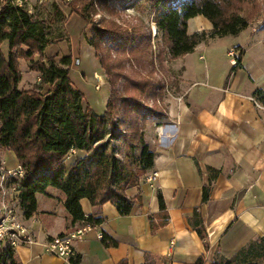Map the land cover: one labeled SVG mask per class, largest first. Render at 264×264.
<instances>
[{"label": "crops", "instance_id": "0c3cea01", "mask_svg": "<svg viewBox=\"0 0 264 264\" xmlns=\"http://www.w3.org/2000/svg\"><path fill=\"white\" fill-rule=\"evenodd\" d=\"M71 17L80 21L76 15L66 16V21ZM210 29L202 16L188 21V34ZM61 44L65 40L47 46L44 55L70 54L67 46L59 50ZM231 51L235 60L239 58V67L232 72ZM22 64L19 88L29 89L39 77L25 67L27 81L23 83ZM171 65L180 75L176 97L165 98V130L150 128L145 137L154 154L146 176L157 172L158 181L152 187L144 176L127 190L134 198L127 216H120L111 203L93 207L88 200H80L85 216L103 218L101 224L73 240L80 264H144L146 256L150 264H193L199 258L210 264L217 253L230 258L251 240L264 237V104L255 99L260 104L257 107L250 100L255 90L264 91V30L249 26L236 36L201 42ZM48 88L45 85L42 93ZM84 154L72 152L66 166ZM18 166L14 153L0 148V168L15 170ZM208 168L219 174L209 200L201 204ZM157 192L163 197L168 220L152 229L150 220L159 223ZM63 201L64 196L52 188L47 195H36V213L25 219L36 241L15 249L19 264H70L44 248V243L61 234L86 226L71 224ZM195 208L204 222L207 249L187 223ZM103 233L117 245L103 247Z\"/></svg>", "mask_w": 264, "mask_h": 264}, {"label": "trees", "instance_id": "16d2710c", "mask_svg": "<svg viewBox=\"0 0 264 264\" xmlns=\"http://www.w3.org/2000/svg\"><path fill=\"white\" fill-rule=\"evenodd\" d=\"M28 1L0 0V148L14 153L23 172L17 194L22 215L25 219L31 218L37 210L36 195H47V189L52 188L64 196L63 208L71 224L97 226L103 221L101 217L85 216L80 206L81 199L88 200L93 207L111 203L120 216H127L134 201L127 195V190L146 176L153 166L154 154L137 128L131 138L125 139L131 144V150L134 147L140 149L134 160L135 171L132 172L116 157L112 146L117 138L113 132V120L120 115L121 98L116 95L111 83L113 88L102 115L82 106L83 95L72 86L69 77L72 56L68 54L57 60L56 57L44 55L47 46L67 40L64 14L55 3H51L44 14H29ZM240 2L185 0L178 5H162L156 27L166 40L169 57L178 59L193 52L198 44L207 39L236 36L248 28V18L238 12ZM69 12L86 25H92V15L87 7L75 9L69 6ZM197 16L208 20L211 29L188 34V21ZM94 31L99 37L101 32ZM97 42H90L96 56L100 51ZM4 43L6 53L2 51ZM135 47L129 51L133 58L144 50L140 41ZM120 49L123 53V45H120ZM108 58L101 57L99 60L106 75L111 70L106 65ZM19 60L27 62L28 70L38 75L39 81L34 87L19 88ZM238 67L239 58L230 72ZM133 84L139 95H144L150 87L147 81ZM45 85H49V88L42 93ZM253 96L264 104V91L257 89ZM130 101L137 109L136 100ZM129 105L126 116L130 115ZM134 141L135 144L132 143ZM76 151L85 154L66 166L65 157ZM207 170L209 181L202 187L201 204L209 200L212 184L219 174L217 170ZM156 198L160 211L159 223L155 225L150 220L152 229L165 225L168 220L160 192H157ZM187 223L207 249V234L199 208L193 210ZM100 242L106 248L117 245L105 233ZM80 260V254L74 253L68 262L80 264ZM150 262L149 256H146L144 264ZM0 264H19L15 251H1ZM119 264L127 263L121 261ZM193 264H204V260L199 258ZM210 264H264V237L251 240L230 258L217 253Z\"/></svg>", "mask_w": 264, "mask_h": 264}, {"label": "rangeland", "instance_id": "374dc122", "mask_svg": "<svg viewBox=\"0 0 264 264\" xmlns=\"http://www.w3.org/2000/svg\"><path fill=\"white\" fill-rule=\"evenodd\" d=\"M182 1L185 0H29L27 4L29 14H44L51 3L58 5L64 14L67 40L64 46H59V50L67 46L71 52L69 77L72 85L83 95V107L102 115L113 84L114 92L121 98V102L120 115L113 120V132L117 138L112 146L116 157L132 172L135 171L134 160L140 149L134 147L131 150V144L125 142V139L131 138V134L138 128L145 142L148 129L155 130L164 126L165 98L177 95L176 81L180 70L171 65L174 59L167 53V43L156 27V18L162 5H178ZM156 3L159 4L155 6ZM239 5L238 12L248 18L250 27L264 30V0H241ZM69 6L75 9L87 7L92 15V25H86L75 17L66 21V16L75 15L70 14ZM94 30L101 32L99 37ZM138 41L142 42L144 50L133 58L129 51L136 48ZM90 42L98 43L99 55H95ZM120 45L124 47L123 53L120 52ZM6 47L4 43L3 53H6ZM108 56L106 65L111 70L106 75L99 60ZM20 61L23 63L24 83L27 81V62ZM144 81L150 87L144 95H139L133 82ZM130 99L136 100L137 109ZM128 104L130 115L126 116Z\"/></svg>", "mask_w": 264, "mask_h": 264}, {"label": "built area", "instance_id": "2783aa9c", "mask_svg": "<svg viewBox=\"0 0 264 264\" xmlns=\"http://www.w3.org/2000/svg\"><path fill=\"white\" fill-rule=\"evenodd\" d=\"M232 57L231 62L235 65V52L228 53ZM78 60L75 61V64ZM180 101L181 98H178ZM255 106L260 104L255 98H250ZM159 132L165 130V127L159 126ZM69 155L65 157L67 161ZM23 176L22 169L18 166L15 170H6L0 168V252L6 249L15 251L20 246H26L36 241L32 230L25 224V218L22 215L19 199L17 197L20 180ZM145 181L150 185L158 181V173H149ZM91 226L86 225L66 235L56 237L51 241L44 243V248L47 253L53 256L69 259L74 254L72 242L75 239H80L83 233L90 229Z\"/></svg>", "mask_w": 264, "mask_h": 264}]
</instances>
